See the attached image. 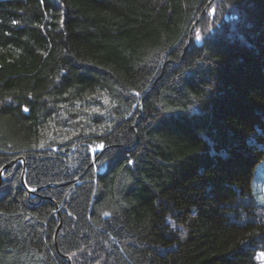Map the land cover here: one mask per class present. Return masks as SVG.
<instances>
[{"label": "trees", "instance_id": "1", "mask_svg": "<svg viewBox=\"0 0 264 264\" xmlns=\"http://www.w3.org/2000/svg\"><path fill=\"white\" fill-rule=\"evenodd\" d=\"M209 1L0 0V264H260L264 0Z\"/></svg>", "mask_w": 264, "mask_h": 264}, {"label": "rangeland", "instance_id": "2", "mask_svg": "<svg viewBox=\"0 0 264 264\" xmlns=\"http://www.w3.org/2000/svg\"><path fill=\"white\" fill-rule=\"evenodd\" d=\"M97 149H101V147ZM251 187L256 201L260 204H264V159L254 168ZM256 258L259 260L260 264H264V251L259 252Z\"/></svg>", "mask_w": 264, "mask_h": 264}, {"label": "water", "instance_id": "3", "mask_svg": "<svg viewBox=\"0 0 264 264\" xmlns=\"http://www.w3.org/2000/svg\"><path fill=\"white\" fill-rule=\"evenodd\" d=\"M212 2V0L209 1V3L206 5V7L204 8V10L200 13V15L197 17V19L195 20V22L193 23V27L196 25V23L202 18V16L205 14L206 10H207V7L208 5ZM212 13V9L210 11ZM18 160H21L22 161V164H23V169H22V173H21V183L23 185V187L27 190V192L29 193H34L35 191L39 190L40 188H37V189H29L26 187L25 183H24V172L26 170V162L25 160L23 159V157H17L15 160H13L10 164L4 166L1 170H0V184L2 182V173H3V170L5 168H7L8 166H10L11 164L15 163L16 161ZM55 185H59V184H55Z\"/></svg>", "mask_w": 264, "mask_h": 264}, {"label": "snow or ice", "instance_id": "4", "mask_svg": "<svg viewBox=\"0 0 264 264\" xmlns=\"http://www.w3.org/2000/svg\"><path fill=\"white\" fill-rule=\"evenodd\" d=\"M27 111V109H25ZM129 163H131V161H129Z\"/></svg>", "mask_w": 264, "mask_h": 264}, {"label": "bare ground", "instance_id": "5", "mask_svg": "<svg viewBox=\"0 0 264 264\" xmlns=\"http://www.w3.org/2000/svg\"><path fill=\"white\" fill-rule=\"evenodd\" d=\"M209 7V6H208ZM94 125V124H93Z\"/></svg>", "mask_w": 264, "mask_h": 264}]
</instances>
